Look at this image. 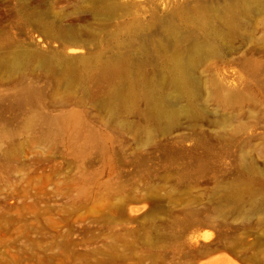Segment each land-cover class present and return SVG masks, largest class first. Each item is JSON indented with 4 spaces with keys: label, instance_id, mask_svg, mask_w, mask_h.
Returning a JSON list of instances; mask_svg holds the SVG:
<instances>
[{
    "label": "rangeland",
    "instance_id": "rangeland-1",
    "mask_svg": "<svg viewBox=\"0 0 264 264\" xmlns=\"http://www.w3.org/2000/svg\"><path fill=\"white\" fill-rule=\"evenodd\" d=\"M0 264H264V0H0Z\"/></svg>",
    "mask_w": 264,
    "mask_h": 264
},
{
    "label": "bare ground",
    "instance_id": "bare-ground-1",
    "mask_svg": "<svg viewBox=\"0 0 264 264\" xmlns=\"http://www.w3.org/2000/svg\"><path fill=\"white\" fill-rule=\"evenodd\" d=\"M73 49H76L77 47H72ZM172 119H168V122L167 123H170Z\"/></svg>",
    "mask_w": 264,
    "mask_h": 264
}]
</instances>
